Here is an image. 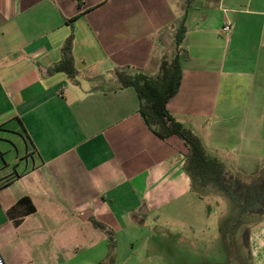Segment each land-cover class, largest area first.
<instances>
[{"label":"crops","instance_id":"crops-1","mask_svg":"<svg viewBox=\"0 0 264 264\" xmlns=\"http://www.w3.org/2000/svg\"><path fill=\"white\" fill-rule=\"evenodd\" d=\"M82 2L0 0V264H120L125 249L136 264L161 220L208 228L183 140L157 136L114 75L158 74L185 15L168 109L233 170L264 165V0H179L163 25L134 0ZM73 32L76 81L50 71ZM91 217L116 232V255ZM249 226L247 264H264V216Z\"/></svg>","mask_w":264,"mask_h":264},{"label":"trees","instance_id":"trees-1","mask_svg":"<svg viewBox=\"0 0 264 264\" xmlns=\"http://www.w3.org/2000/svg\"><path fill=\"white\" fill-rule=\"evenodd\" d=\"M78 3L82 6L83 2L78 0ZM75 19L77 17L70 22ZM185 20L186 15L175 36L176 54L163 58L158 74L149 75L139 69L117 68L114 75L118 79L119 89L135 88L140 100L139 112L157 136L168 139L176 135L183 140L187 147L184 170L190 177L192 192L203 200L218 191L230 198L237 218L233 228H245L243 244L251 260L249 224L264 216V165L251 173L233 170L226 161L209 151L203 139L191 127L177 120L168 109V103L179 92L183 79L181 57L187 54L183 46L187 34ZM74 41L73 32L63 46L61 61L50 71L64 72L76 81L79 70L75 64ZM27 202L28 198L21 200L23 204ZM32 210L35 208L32 207ZM91 221L109 236L111 253L116 255V232L94 217H91ZM228 236H231L230 244L233 247V233L230 232Z\"/></svg>","mask_w":264,"mask_h":264},{"label":"rangeland","instance_id":"rangeland-1","mask_svg":"<svg viewBox=\"0 0 264 264\" xmlns=\"http://www.w3.org/2000/svg\"><path fill=\"white\" fill-rule=\"evenodd\" d=\"M120 1L111 0L112 3ZM134 1L143 6V9H151V13L155 15L152 20L162 25L179 17V7H184L179 0ZM201 1L205 0H198ZM184 15L185 12L183 17ZM168 41V54L173 55L176 52V44H171L170 39ZM200 211L203 217L206 214L204 222L208 225L207 229H200L191 234L186 229L161 220L159 229L153 230L154 235L149 241L147 251L135 252L143 258L141 262L138 259L136 264H247V253L242 241L244 228H233L237 218L230 198L218 191L208 198L207 208L201 207ZM229 231L233 233V247H229L231 236L227 237L228 240L226 238ZM231 249L234 250L233 255L230 253ZM124 253L121 254L120 264H128L125 257L129 255V251L125 249Z\"/></svg>","mask_w":264,"mask_h":264},{"label":"built area","instance_id":"built-area-1","mask_svg":"<svg viewBox=\"0 0 264 264\" xmlns=\"http://www.w3.org/2000/svg\"><path fill=\"white\" fill-rule=\"evenodd\" d=\"M224 29L230 31L231 30V23H228L227 26H225Z\"/></svg>","mask_w":264,"mask_h":264}]
</instances>
